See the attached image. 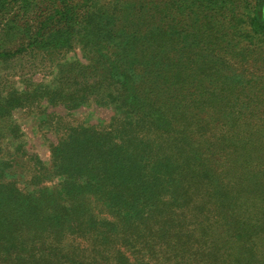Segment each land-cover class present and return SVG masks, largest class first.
<instances>
[{
    "label": "trees",
    "instance_id": "1",
    "mask_svg": "<svg viewBox=\"0 0 264 264\" xmlns=\"http://www.w3.org/2000/svg\"><path fill=\"white\" fill-rule=\"evenodd\" d=\"M13 1L0 59L52 71L0 91V264H264V0H59L22 28Z\"/></svg>",
    "mask_w": 264,
    "mask_h": 264
},
{
    "label": "rangeland",
    "instance_id": "2",
    "mask_svg": "<svg viewBox=\"0 0 264 264\" xmlns=\"http://www.w3.org/2000/svg\"><path fill=\"white\" fill-rule=\"evenodd\" d=\"M27 3H24V2ZM103 2L110 1L113 5L118 4L114 0H102ZM132 1V0H128ZM59 0H17L12 2L7 10L3 20H13L15 26L22 28L24 25H33L40 21L42 15H48V11L53 7H57ZM135 2V1H134ZM109 3V5H110ZM1 20V16H0ZM26 36L22 35L21 29H16L10 33L8 44L9 48L16 49L20 44L26 43ZM76 53V55H75ZM68 53L66 57L73 59L81 55L79 50ZM57 53L54 54L56 56ZM61 58V54H59ZM49 56L38 54V52L27 51L19 54L14 58L0 59V91L11 90L21 91L25 88V80L31 78L33 81H49L50 72ZM51 67V66H50ZM91 107V106H90ZM83 107L75 112V117L78 121H85L90 124H95L99 121L106 120L110 115V111L95 107ZM53 111L59 114H64L62 107L52 108ZM49 111V110H48ZM82 119V120H81ZM12 120L18 125L16 142L20 145V149L27 153L37 156L41 160H47L48 142L41 137L44 131L39 129L35 123V119L26 111H16L13 113ZM41 132V133H40ZM50 137L49 134L46 135ZM14 143V142H12ZM24 144L23 146L21 144ZM2 149L13 150L14 144L0 145Z\"/></svg>",
    "mask_w": 264,
    "mask_h": 264
}]
</instances>
